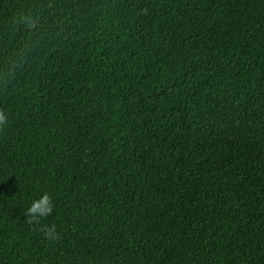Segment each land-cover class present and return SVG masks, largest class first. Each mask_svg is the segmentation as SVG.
I'll use <instances>...</instances> for the list:
<instances>
[{"label":"trees","instance_id":"1","mask_svg":"<svg viewBox=\"0 0 264 264\" xmlns=\"http://www.w3.org/2000/svg\"><path fill=\"white\" fill-rule=\"evenodd\" d=\"M0 110V264H264V0H0Z\"/></svg>","mask_w":264,"mask_h":264},{"label":"clouds","instance_id":"2","mask_svg":"<svg viewBox=\"0 0 264 264\" xmlns=\"http://www.w3.org/2000/svg\"><path fill=\"white\" fill-rule=\"evenodd\" d=\"M27 23L29 26H34L35 21L29 18L27 20ZM7 123V114L4 111L0 110V128L5 127ZM53 206V199L47 192L41 195L38 199H33L28 208L30 221L41 220L47 217L51 213ZM41 232L42 235H44L46 238L54 239L56 235L55 225L42 226Z\"/></svg>","mask_w":264,"mask_h":264}]
</instances>
